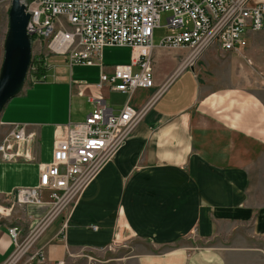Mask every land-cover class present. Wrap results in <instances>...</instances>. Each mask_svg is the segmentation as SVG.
Returning <instances> with one entry per match:
<instances>
[{"label": "crops", "instance_id": "0c3cea01", "mask_svg": "<svg viewBox=\"0 0 264 264\" xmlns=\"http://www.w3.org/2000/svg\"><path fill=\"white\" fill-rule=\"evenodd\" d=\"M104 50L93 66L49 56L44 81H28L2 110L0 142L13 126L31 140L20 148L29 161L0 155V264H234L264 240V208L248 197L250 171L264 156V32L248 31L232 51L208 49L187 68L189 51L179 49L153 88L132 93L99 85L130 60L105 64ZM90 98L114 113L124 105L145 113L59 214L51 215L45 190L38 202L17 204L19 189L37 188L68 127L92 112ZM10 227L19 230L16 243ZM117 247L128 250L103 260Z\"/></svg>", "mask_w": 264, "mask_h": 264}, {"label": "built area", "instance_id": "2783aa9c", "mask_svg": "<svg viewBox=\"0 0 264 264\" xmlns=\"http://www.w3.org/2000/svg\"><path fill=\"white\" fill-rule=\"evenodd\" d=\"M19 1L29 14L27 32L32 53L25 82L44 79H36L34 73L38 65L46 67L49 56H62L69 66H93L100 63L103 48L129 47V64L114 66L110 75H101L99 85L106 84L121 93L151 89L152 39L154 30L161 27L162 14L167 15L164 27L169 34L158 48L188 50L182 68L190 67L208 49L234 50L248 31L264 32V0ZM3 2L8 8L10 0H0ZM89 102L92 112L84 122L68 127L57 141L51 161L40 166L37 188L19 189L17 204L36 203L45 190L51 215L59 214L112 159L145 113V109L135 110L129 105L114 113L100 98H90ZM27 140L31 136L13 126L0 142L2 159L29 161L30 156L20 150ZM8 234L16 243L18 228L10 227Z\"/></svg>", "mask_w": 264, "mask_h": 264}, {"label": "rangeland", "instance_id": "374dc122", "mask_svg": "<svg viewBox=\"0 0 264 264\" xmlns=\"http://www.w3.org/2000/svg\"><path fill=\"white\" fill-rule=\"evenodd\" d=\"M8 5L5 2L0 3V65L2 63L3 53H4V41L8 29ZM166 14H162L160 25L161 27L154 30L153 33V51H156L160 41L169 34V31L164 27L165 26V18ZM213 49V48H212ZM163 54H170L169 57L165 58H153L152 59V68L153 74L155 75H163L170 68V64L172 62L171 56L177 54V50H167L161 49ZM179 50V49H178ZM220 50V49H219ZM184 51V50H183ZM171 52V53H170ZM181 52V51H180ZM221 52V51H220ZM35 53V52H34ZM183 53V52H182ZM186 53V51H185ZM131 49L129 47H106L104 50L105 64H114L127 61L130 58ZM40 82L44 81V79L38 80ZM34 82V84L38 83ZM28 84L25 82L24 87ZM18 97V96H17ZM13 98L12 100L16 99ZM11 100V101H12ZM248 197L249 203L255 208H264V156L254 165V168L250 171L249 175V185H248ZM16 202V198L14 200ZM1 203V202H0ZM4 212L0 208V215ZM254 248L252 250H245L236 254L234 257V264H264V240L257 241L254 240ZM128 250L125 247H117L112 251H106L103 255V260L111 259L113 256L120 255ZM104 253V252H103ZM84 255V254H83ZM77 257L81 259H86L82 255H77ZM76 256L74 257L77 258ZM83 260L80 262L73 261L72 264H83Z\"/></svg>", "mask_w": 264, "mask_h": 264}, {"label": "water", "instance_id": "95a60500", "mask_svg": "<svg viewBox=\"0 0 264 264\" xmlns=\"http://www.w3.org/2000/svg\"><path fill=\"white\" fill-rule=\"evenodd\" d=\"M29 14L19 0H10L8 29L0 67V115L5 106L17 97L26 81L31 63V41L27 32Z\"/></svg>", "mask_w": 264, "mask_h": 264}, {"label": "trees", "instance_id": "16d2710c", "mask_svg": "<svg viewBox=\"0 0 264 264\" xmlns=\"http://www.w3.org/2000/svg\"><path fill=\"white\" fill-rule=\"evenodd\" d=\"M43 66L41 65H38L37 68H36V71L34 73V76L36 79H40V77H42L44 74H43Z\"/></svg>", "mask_w": 264, "mask_h": 264}]
</instances>
